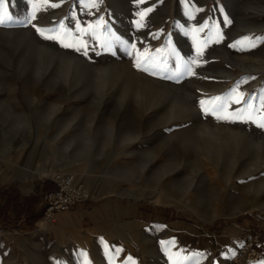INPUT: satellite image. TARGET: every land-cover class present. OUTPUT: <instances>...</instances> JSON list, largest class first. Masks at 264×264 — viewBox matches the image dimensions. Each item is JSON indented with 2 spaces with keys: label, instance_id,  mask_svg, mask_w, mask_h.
I'll use <instances>...</instances> for the list:
<instances>
[{
  "label": "rangeland",
  "instance_id": "obj_1",
  "mask_svg": "<svg viewBox=\"0 0 264 264\" xmlns=\"http://www.w3.org/2000/svg\"><path fill=\"white\" fill-rule=\"evenodd\" d=\"M8 2L29 22L0 26V264H227L246 227L264 264V130L200 104L264 117V43H238L264 0ZM52 173L90 197L41 228Z\"/></svg>",
  "mask_w": 264,
  "mask_h": 264
},
{
  "label": "built area",
  "instance_id": "obj_2",
  "mask_svg": "<svg viewBox=\"0 0 264 264\" xmlns=\"http://www.w3.org/2000/svg\"><path fill=\"white\" fill-rule=\"evenodd\" d=\"M53 188L42 197V218L49 223L55 221L57 213L65 212L90 197L89 189L72 173H57L50 177ZM258 237L252 227H246L240 235L236 250L227 264H248L261 258Z\"/></svg>",
  "mask_w": 264,
  "mask_h": 264
},
{
  "label": "snow or ice",
  "instance_id": "obj_3",
  "mask_svg": "<svg viewBox=\"0 0 264 264\" xmlns=\"http://www.w3.org/2000/svg\"><path fill=\"white\" fill-rule=\"evenodd\" d=\"M45 3H47V0H44ZM28 3H32V0H28ZM52 7H57L58 5L53 4L51 5ZM33 7V13L30 17V19H35V10L37 5L36 4H32ZM141 18H143V16L145 15V13H141ZM29 22V19L26 18L25 21H15L13 20L12 16L9 14V2L8 0H0V26H7L9 25V23H22L25 24ZM227 22V21H226ZM138 27H140L141 25L138 23L137 24ZM36 31L44 38L46 39H55L56 37L54 36H47L45 34V32L39 28H36ZM115 40L117 42H121L119 40V37H115ZM241 43L243 45V49L242 50H248L251 48H254L257 46L258 43H264V38H245V41L243 42H238ZM64 47H72V45L70 44H64ZM107 47H111V43L109 42L107 44ZM134 47V45H133ZM79 50V49H77ZM86 54V53H85ZM192 63H196V61H192ZM136 68L140 71L146 72L148 75L151 76H159V78L161 79H167V80H174L175 82L179 83L181 77H182V73H180L179 71L176 72L174 75H168V76H161L157 71L150 69L148 66H146L145 64H142L139 60V58H137V62H136ZM187 74H192L190 69L188 71ZM250 79H255V77H251ZM245 83L247 82V80L244 81ZM239 85H237V88L232 89V93L230 94V99L233 100L234 103L239 104L241 103L242 100L245 99L244 94L238 91ZM250 99H256L255 96L251 97ZM221 97H215L213 98L212 101H200L201 107L204 110V112L206 114H211L215 117V119L217 121H229V122H234L236 120H242V121H251L253 123H255L257 125V127H259L260 129L264 130V117H262L260 120H254L251 111H249L250 109H252V104L250 102L247 103V108L246 109H242L239 112H235V113H228L227 111V104L226 103H221V104H216V101H220ZM206 104H212L213 107L208 108L205 107ZM260 105L262 108H264V95L260 96ZM85 264H87V262L85 261Z\"/></svg>",
  "mask_w": 264,
  "mask_h": 264
},
{
  "label": "bare ground",
  "instance_id": "obj_4",
  "mask_svg": "<svg viewBox=\"0 0 264 264\" xmlns=\"http://www.w3.org/2000/svg\"><path fill=\"white\" fill-rule=\"evenodd\" d=\"M46 173L48 174V172L45 171L44 169H42V170L40 169V170H39V174L42 175V176L45 175ZM39 174L37 173L38 176H40ZM47 174H46V175H47ZM52 174H54V173H52ZM52 174H50V175H52ZM33 176H35V175H33ZM47 223H49V222H48L46 219L42 218V219L37 223V225L40 226L41 228H45V226H46ZM257 264H258V263H257Z\"/></svg>",
  "mask_w": 264,
  "mask_h": 264
},
{
  "label": "crops",
  "instance_id": "obj_5",
  "mask_svg": "<svg viewBox=\"0 0 264 264\" xmlns=\"http://www.w3.org/2000/svg\"><path fill=\"white\" fill-rule=\"evenodd\" d=\"M57 215H62V216H63L64 214L61 212V213H58ZM63 239L65 240L64 237H62V240H63Z\"/></svg>",
  "mask_w": 264,
  "mask_h": 264
},
{
  "label": "trees",
  "instance_id": "obj_6",
  "mask_svg": "<svg viewBox=\"0 0 264 264\" xmlns=\"http://www.w3.org/2000/svg\"><path fill=\"white\" fill-rule=\"evenodd\" d=\"M23 204V203H22ZM24 205V204H23Z\"/></svg>",
  "mask_w": 264,
  "mask_h": 264
}]
</instances>
